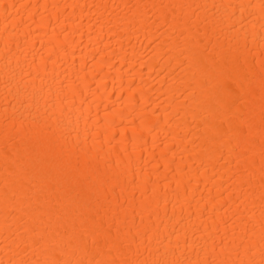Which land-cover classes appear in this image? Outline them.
Instances as JSON below:
<instances>
[{
    "label": "bare ground",
    "instance_id": "6f19581e",
    "mask_svg": "<svg viewBox=\"0 0 264 264\" xmlns=\"http://www.w3.org/2000/svg\"><path fill=\"white\" fill-rule=\"evenodd\" d=\"M0 264H264V0H0Z\"/></svg>",
    "mask_w": 264,
    "mask_h": 264
}]
</instances>
